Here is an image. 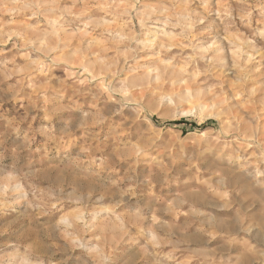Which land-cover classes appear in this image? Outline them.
Wrapping results in <instances>:
<instances>
[{
    "label": "clouds",
    "instance_id": "obj_1",
    "mask_svg": "<svg viewBox=\"0 0 264 264\" xmlns=\"http://www.w3.org/2000/svg\"><path fill=\"white\" fill-rule=\"evenodd\" d=\"M0 264H264V0H0Z\"/></svg>",
    "mask_w": 264,
    "mask_h": 264
}]
</instances>
